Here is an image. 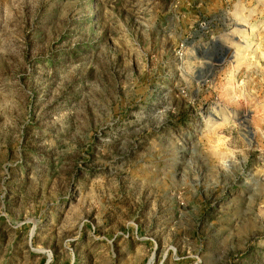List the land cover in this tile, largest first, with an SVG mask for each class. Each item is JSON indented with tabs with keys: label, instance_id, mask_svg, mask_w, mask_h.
Listing matches in <instances>:
<instances>
[{
	"label": "rangeland",
	"instance_id": "1",
	"mask_svg": "<svg viewBox=\"0 0 264 264\" xmlns=\"http://www.w3.org/2000/svg\"><path fill=\"white\" fill-rule=\"evenodd\" d=\"M0 264H264V0H0Z\"/></svg>",
	"mask_w": 264,
	"mask_h": 264
}]
</instances>
